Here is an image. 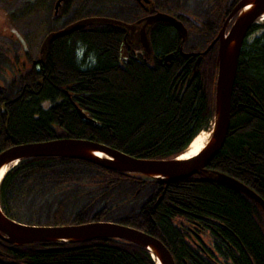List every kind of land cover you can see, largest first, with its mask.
I'll return each mask as SVG.
<instances>
[{
    "label": "trees",
    "instance_id": "trees-1",
    "mask_svg": "<svg viewBox=\"0 0 264 264\" xmlns=\"http://www.w3.org/2000/svg\"><path fill=\"white\" fill-rule=\"evenodd\" d=\"M45 1L51 3L48 33L83 18L130 23L138 17L132 0H63L56 12V0ZM124 31L85 25L52 41L40 62V56L32 60L26 51L23 61L1 51L12 78L0 84V153L14 145L71 138L137 159L164 160L182 154L208 129L215 53L194 69L193 58L178 50H190L192 35L196 43L203 38L190 31L182 38L168 23L158 22L149 30L146 58L124 49ZM214 172L264 201V26L259 24L249 28L242 45L229 130L206 174L161 185L84 161L30 158L2 178L0 208L7 215L9 197L20 189L40 211L35 225L115 222L160 240L174 264H264L259 207L219 182ZM0 252V264H155L145 249L111 239L20 247L1 242Z\"/></svg>",
    "mask_w": 264,
    "mask_h": 264
},
{
    "label": "water",
    "instance_id": "water-1",
    "mask_svg": "<svg viewBox=\"0 0 264 264\" xmlns=\"http://www.w3.org/2000/svg\"><path fill=\"white\" fill-rule=\"evenodd\" d=\"M62 1L56 0L54 6L55 12ZM142 1L148 2V0ZM263 15L264 0H240L228 15L215 40L197 57L194 63L195 69L201 57L208 52L215 41H218L215 58L216 76L213 87L214 111L211 121L212 128L205 146L195 156L180 158L181 155H179L178 157L164 160H144L131 157L95 142L61 138L45 142L14 145L7 148L0 153V171L4 167H8L7 172L21 160L25 159L61 158L84 161L113 172L139 175L161 185L173 183L197 173L206 174L208 164L223 147L229 130L231 95L242 45L249 28L258 19L262 18ZM233 16L234 21L227 33H225L224 29ZM155 22L169 23L182 38H185L187 34L184 26L172 16L162 13L147 16L143 19V25L139 29L138 36L139 47L146 58L151 55L146 28ZM92 23L115 25L122 27L126 32L130 33H133L136 29L135 24L131 25L105 17H90L77 20L59 30L49 32L44 37L40 46L41 55L37 62L44 59L46 50L52 41L67 36L79 28ZM194 55L183 53V56L186 57ZM171 57V54L167 55L164 58V62H170ZM40 83L39 81L38 84ZM78 113L81 118H85V115L80 111ZM215 175H217V179L221 183L252 200L259 207L264 217V201L258 195L231 177L225 176L222 173H215ZM0 239L16 247L34 243L66 244L90 242L100 239L118 240L145 249L154 262V259H157L160 264H174L170 252L160 240L149 234H145L137 228L115 222L91 221L82 224L59 226L26 225L11 220L0 208Z\"/></svg>",
    "mask_w": 264,
    "mask_h": 264
},
{
    "label": "rangeland",
    "instance_id": "rangeland-1",
    "mask_svg": "<svg viewBox=\"0 0 264 264\" xmlns=\"http://www.w3.org/2000/svg\"><path fill=\"white\" fill-rule=\"evenodd\" d=\"M50 8L51 3L45 0H0V52L3 51L2 53L8 57L17 54L23 61L26 57L24 54L26 51L32 60L38 59L41 43L48 34ZM256 24L264 26V19H258ZM260 31L263 30H259L248 40L250 41L251 38L257 36ZM0 66V84L7 85L12 78V73L2 60H0ZM211 128L210 122L208 129L204 130L208 137ZM36 206L37 204L35 205L28 198L26 199L20 189H15L9 197V211L7 215L4 214L17 223L35 225L33 223L40 220L37 217L40 211L37 210ZM28 222L32 224H28Z\"/></svg>",
    "mask_w": 264,
    "mask_h": 264
},
{
    "label": "flooded vegetation",
    "instance_id": "flooded-vegetation-1",
    "mask_svg": "<svg viewBox=\"0 0 264 264\" xmlns=\"http://www.w3.org/2000/svg\"><path fill=\"white\" fill-rule=\"evenodd\" d=\"M239 1L240 0H162V1L148 0V2H144L142 0L140 1L132 0V4L134 8L137 10L138 17L136 20H134V22L127 23L131 25L135 24L136 29L134 30L133 33L124 31L125 33L124 36L125 39H123L124 49L126 51H129L130 54L138 53L142 55L143 51L139 47L140 45L138 41V36H139V29L143 25V19L146 18L147 16H151L156 13H162L172 16L176 20H178L184 26L186 32L190 31L191 33H198L199 38H203L201 39V41L199 40V42L196 43L198 38L192 35L191 42L189 44L190 50H185V48H183V50L180 51V48L178 47V50L181 54L182 53L195 54L194 56H187V58L188 57L193 58L195 63L197 57L203 51H205L208 48V46L215 40L224 22L226 21L228 15L232 12V9ZM152 6L153 9L151 10ZM155 6L156 8L157 6L159 7L156 9ZM233 21H234V16L227 23L224 29L225 33H227V31L229 30ZM156 23L158 22H155L146 28L148 31V35H149V30L152 29ZM199 30L203 31V35L199 32ZM175 32L178 34L176 30ZM148 41H149V36H148ZM217 47H218V41H215L212 47L208 50V52L205 55L212 52L215 53V58H216ZM205 55H203V57Z\"/></svg>",
    "mask_w": 264,
    "mask_h": 264
},
{
    "label": "bare ground",
    "instance_id": "bare-ground-1",
    "mask_svg": "<svg viewBox=\"0 0 264 264\" xmlns=\"http://www.w3.org/2000/svg\"><path fill=\"white\" fill-rule=\"evenodd\" d=\"M261 19H264V15ZM40 56V55H39ZM37 61V60H36ZM208 134L205 133V131H200L193 139L192 141L189 143V145L187 146V149H185V151L180 154V158H191L193 156H195L196 154H198L202 148L205 146L207 140H208ZM178 157V156H177ZM8 167H4L1 171H0V179L3 177V175L5 174L6 170ZM202 174V173H201ZM226 176V175H225ZM191 177V176H190ZM229 177V176H228ZM216 179H217V175H216ZM218 180V179H217ZM219 181V180H218ZM220 182V181H219ZM223 184V183H222ZM227 186V185H226ZM229 187V186H228ZM160 198V197H159ZM158 198V199H159ZM250 200V199H249ZM159 200H157L158 202ZM252 201V200H251ZM0 241H2L5 244L11 245L9 243L4 242L3 240L0 239ZM1 243V242H0ZM58 244H62V243H58ZM66 244H72V243H66ZM13 246V245H12ZM0 257H1V252H0ZM155 260V264H160L159 261L157 259Z\"/></svg>",
    "mask_w": 264,
    "mask_h": 264
}]
</instances>
